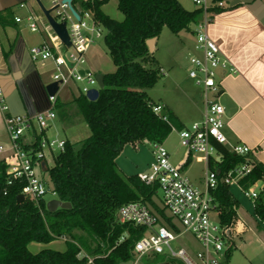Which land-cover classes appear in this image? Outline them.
<instances>
[{
    "label": "trees",
    "instance_id": "trees-1",
    "mask_svg": "<svg viewBox=\"0 0 264 264\" xmlns=\"http://www.w3.org/2000/svg\"><path fill=\"white\" fill-rule=\"evenodd\" d=\"M107 1L73 0L72 3L77 11L90 9L103 26L105 43L116 66L114 72L104 74L105 85L97 100L78 93L69 103L58 96L55 104L64 127L74 125L81 117L90 130L79 148L68 139L65 150L54 154V165L49 168L58 198L70 202L72 207L50 212L41 204V212L32 201L19 202V191L16 186L8 185L6 165L0 159V264H84L85 259L78 256L82 250L99 255L97 264H123L131 259L135 242L146 232L142 226L117 221L119 207L130 201L148 205L163 223L179 230L165 207L154 199L157 185H146L138 174L124 173L116 159L128 143L145 140L163 143L173 128L185 127L166 106L163 114L167 120H164L150 105L155 101L148 97L146 89L157 82L160 69L147 40L158 37L165 26L175 34L193 32L202 18V10L187 9L179 0H117L124 14V19L118 21L102 10ZM215 10L219 7L212 9ZM17 82L14 86L24 102L26 89ZM38 95L48 102L44 107L48 108L44 85ZM16 111L33 114L41 110L24 107ZM217 148L222 159L211 160V168L223 172L245 161L252 163V171L242 184H263L254 200V213L264 222V164L251 153L236 155L223 144H217ZM214 194L221 222L231 225L238 200L227 185H219ZM61 236L70 238L64 251L46 248L33 253L28 247L32 242L47 244ZM122 236L125 238L120 241ZM231 253L229 249L226 263Z\"/></svg>",
    "mask_w": 264,
    "mask_h": 264
},
{
    "label": "built area",
    "instance_id": "built-area-1",
    "mask_svg": "<svg viewBox=\"0 0 264 264\" xmlns=\"http://www.w3.org/2000/svg\"><path fill=\"white\" fill-rule=\"evenodd\" d=\"M193 2L202 10V18L194 29L196 53L189 58L188 75L202 89L203 115L190 126L179 129V137L181 144L195 155V159L205 163L204 187L196 185L184 173L185 165L175 166L171 162L170 154L163 143H151L154 147V163L150 171L140 173L138 176L146 185H157L158 191L162 192L163 206L171 218L179 221L184 230L176 231L169 223H163L159 215L140 201H130L121 205L117 213L119 223H133L146 229L143 236L135 242L131 259L123 264H154L144 261V257L151 253L166 254L168 258H175L182 264H228L226 254L233 245L232 224L221 222L214 190L219 185L230 187L235 185L245 196L255 200L262 188L260 186L255 189L259 183L252 186L242 184L243 178L252 171L253 165L250 161L223 172L210 166L211 160L222 159L217 144L228 143L224 132L225 108L215 98L221 91L217 80L219 71L226 70L234 74L237 73V69L222 56L220 46L209 34L214 12L212 9L224 7L225 2L223 0ZM51 3V7L54 8L52 16L59 22H66L72 45L67 47L62 42L58 43L56 35L55 38L33 45L29 49L32 62L44 64L51 60L54 64L55 71L50 82H58L59 88L55 95L48 96L50 106L35 114H12L4 88L0 84V110L7 135V140L0 144V159L6 165L7 183L16 186L19 194L24 195V200L34 202L41 212H43L41 204L47 208L45 196L48 192L52 194L53 199H59L53 186L51 189L47 188L41 175V172L49 169L47 152L53 158L54 154L65 150L68 140L67 137L60 135L54 137L47 135V130L57 118L55 110L57 98L62 88L72 82L81 83L77 91L86 96L91 89L100 90L97 73L86 67V53L95 39L105 35V29L90 9L77 11L80 15L77 19L63 0H51ZM20 6L24 7L25 3H21ZM15 21L25 22L33 32L40 30L39 22L32 14L25 17L17 15ZM61 47L71 48L74 53L62 54ZM150 105L156 114L167 120V116L163 114L164 104L150 102ZM228 149L236 155L252 154V148L245 144H231ZM184 232H191L195 236L202 246L201 250L191 252L184 247L175 249L172 246V242ZM124 238L125 236H122L120 241ZM78 256L85 259L84 264H97L96 260L100 257L90 255L84 250Z\"/></svg>",
    "mask_w": 264,
    "mask_h": 264
},
{
    "label": "crops",
    "instance_id": "crops-1",
    "mask_svg": "<svg viewBox=\"0 0 264 264\" xmlns=\"http://www.w3.org/2000/svg\"><path fill=\"white\" fill-rule=\"evenodd\" d=\"M223 1L225 2L224 7L212 12L209 34L220 46L222 56L237 69V73L234 74L220 70L217 79L221 91L215 98L225 108L224 132L228 140L226 146L229 147L231 144L248 145L252 148L253 156L264 164V0ZM41 2L46 8L52 6V3L48 7L43 0ZM21 3H25V6L21 7ZM28 14L34 15L40 21L44 16L36 0H0V80L3 79L6 88L12 87L16 81L21 82L27 94L24 102L20 98L15 99L14 110H22L24 107L45 109L48 102L41 99L38 92L41 90V85L50 82L51 75L54 73L50 75L49 80L42 79L37 69V63L32 62L30 58V47L27 44L25 32L28 27L25 22L15 21V16ZM46 31V38L40 35L41 40L34 45L56 37L53 28H50V32ZM191 34L193 51L196 53L194 31ZM73 85L72 82L62 88L59 94L61 101L69 103L78 94V91L76 94L74 93ZM164 105L175 113L180 122L187 126L183 117L178 115L176 110L168 104ZM193 105L196 103L193 102ZM197 107L199 116L202 118L203 100L202 107H199L198 104ZM0 138V144L7 140L1 110ZM67 139L69 138L67 137ZM262 223L264 225V222ZM263 225L251 229L236 212L232 223L233 245L228 264H242L237 259H233V248L236 246V238H241V234L249 230L244 243L247 251L244 252V256L248 257L250 262H254L253 264H264ZM248 245H250L249 250ZM256 256L260 257L259 260L256 259Z\"/></svg>",
    "mask_w": 264,
    "mask_h": 264
},
{
    "label": "rangeland",
    "instance_id": "rangeland-1",
    "mask_svg": "<svg viewBox=\"0 0 264 264\" xmlns=\"http://www.w3.org/2000/svg\"><path fill=\"white\" fill-rule=\"evenodd\" d=\"M179 1L187 9H192L196 6L193 0ZM43 2L48 7L51 5V0H43ZM101 8L105 13L118 21L124 19L123 12L118 8L117 0H108ZM41 18V21L37 19L39 24H41L40 31L33 32L29 28H26L25 30L29 47L41 40L40 35H43L46 38V30L50 32L51 27L49 26V23L45 20L44 16ZM193 50L191 32L183 31L182 33L175 34L167 26L163 27L157 38L153 54L154 61L160 69V76L151 88L146 89V93L151 100L161 104H168L171 108L176 110L178 115L183 117V121L187 126H190L194 121L201 119L197 104L199 107H202L203 100L201 87L196 85L194 80L188 75V67L190 65L189 58L192 54H195ZM60 52L62 54H71L74 53V50L61 47ZM86 57V67L92 69L97 74L111 73L116 70V66L109 55L104 36L95 39V42L88 49ZM37 69L42 79L45 80H49L50 75L55 70L51 60L46 61L44 64L38 62ZM73 83L74 85L72 87L76 94L77 87L81 86V83ZM193 102H195L196 105H193ZM47 135L51 137L56 135L68 137L74 141L76 143L75 146L79 148L83 140L90 135V130L87 123L81 117L74 125L64 127L60 117L57 115V118L52 122V126L47 130ZM163 145L170 154L171 162L175 166L185 165L184 173L190 177L196 185L204 187L203 177L205 174V163L196 160L195 155L190 152L186 146L181 144L178 128H173L169 136L163 142ZM153 152L154 147L150 142L140 141L136 143H128L124 146L116 161L122 171L128 175L145 173L150 171L151 165L154 163ZM47 159L49 168H51L54 165V160L49 152H47ZM41 175L46 182L47 188L51 189L53 184L51 181L50 170L48 169L43 173L41 172ZM259 187L260 184L255 186V189ZM230 190L235 198L239 200L236 212L243 221L247 223L251 229L263 225L254 213V201L245 196L235 185H232ZM51 199H53V196L48 192L45 196V200L48 202ZM154 199L159 206L163 207V196L161 191L157 192ZM166 212L170 215L167 210ZM171 219L179 228V231L182 232L184 227L179 221L173 217ZM249 232L250 230L245 231L241 234V238L237 237L236 246L233 248V259H237V261L242 264L254 263L250 262L249 258L244 256V252H247L244 243ZM67 239L70 238L68 236H61L47 244L32 242L28 247L33 253H37L46 248L64 251L66 249ZM172 246L175 249L184 247L191 252L201 250L202 247L200 242L191 232H184L177 238V240L172 242ZM249 246L250 245H248V250L250 249ZM259 258V256H256V259L259 260ZM166 260H169L170 264H182L181 261L175 258H168L166 254L151 253L144 257L146 263H159Z\"/></svg>",
    "mask_w": 264,
    "mask_h": 264
},
{
    "label": "water",
    "instance_id": "water-1",
    "mask_svg": "<svg viewBox=\"0 0 264 264\" xmlns=\"http://www.w3.org/2000/svg\"><path fill=\"white\" fill-rule=\"evenodd\" d=\"M37 3L39 4L46 20L48 21V23L50 24V26L53 28V30L55 31L56 35H57V42L60 43H64L67 47H70L72 45L71 40H70V36L68 33V29H67V25L65 21H57L53 16H52V11L54 10L53 7L51 8H46L41 0H36ZM64 3H67L69 6L70 11L73 13V15L79 19L80 15L77 12V10L73 7V0H63ZM155 43H156V37H153L151 39L147 40V45L149 48V51L151 53L154 52L155 50ZM97 79H98V83L100 86V89H102L105 85L104 83V74L103 73H98L97 74ZM17 82V81H16ZM18 83V82H17ZM20 83V82H19ZM0 84L3 86L4 88V92H5V97H6V101L8 103V105L10 106V110L12 112V114H21V113H25L24 111L22 112H18L16 111V109H13V103L15 101V99L20 98L18 95V89H16V87L13 85L12 87H5V84L3 82V79L0 80ZM45 87V91L47 93L48 96H52L55 95L56 92L58 91L59 85L58 82H50L44 85ZM100 94V90L98 89H91L88 91L87 93V98L89 100H97ZM16 111V112H15ZM36 113V112H35ZM33 113V114H35ZM32 114V113H29ZM18 201L22 202L24 201V195L19 194L18 195ZM72 205L70 202L67 201H63L61 199H51L47 202V210L50 212H55L57 209H67V208H71ZM160 264H170V262L165 261L162 262Z\"/></svg>",
    "mask_w": 264,
    "mask_h": 264
}]
</instances>
